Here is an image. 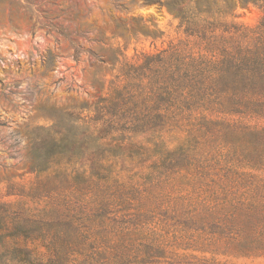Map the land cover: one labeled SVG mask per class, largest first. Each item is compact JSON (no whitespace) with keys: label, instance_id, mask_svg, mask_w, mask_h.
Listing matches in <instances>:
<instances>
[{"label":"rangeland","instance_id":"1","mask_svg":"<svg viewBox=\"0 0 264 264\" xmlns=\"http://www.w3.org/2000/svg\"><path fill=\"white\" fill-rule=\"evenodd\" d=\"M186 1L0 0V264L45 262L46 251L36 239L37 221L50 209L44 190L55 191L66 219L87 236L82 246L91 264H264L262 257L207 249L213 237L197 223L204 205L264 197L252 190L264 182H208L193 165L176 171V156L163 162L157 152L142 150L153 151L158 143L159 152L174 151L185 142L184 133L116 132L114 137L125 138L122 146L134 148L104 154L100 163L106 170L92 171L86 159L73 164L62 157L46 172L32 165V134L66 113L95 117V107L110 97L112 87L123 86L125 65L139 66L144 56L186 41L187 50L209 55L187 38V26L171 11ZM259 5L191 0L186 16L198 28L211 23L216 35L231 36L236 29L259 26ZM113 51L117 62L109 59ZM246 123L264 128V120ZM252 174L264 180V171Z\"/></svg>","mask_w":264,"mask_h":264},{"label":"trees","instance_id":"2","mask_svg":"<svg viewBox=\"0 0 264 264\" xmlns=\"http://www.w3.org/2000/svg\"><path fill=\"white\" fill-rule=\"evenodd\" d=\"M254 1L263 13L259 26L236 29L231 36L216 35L211 23L198 28L190 22L193 19L186 13L191 0L170 6L187 26V38H195L194 46L209 55L187 50L191 42L186 41L144 56L139 66L125 65L123 86L112 87L110 97L95 107V117L66 113L52 127L38 128L39 133L32 134L33 168L46 172L62 157L73 164L86 159L92 171L106 170L100 163L104 154L134 148L122 146L125 138L114 137L116 132H180L186 139L174 151L159 152L158 143L153 144V151L142 150L157 152L163 162L176 156V171L193 165L200 179L208 182H264L252 174L264 171V128L246 123L264 120V0ZM74 58H78L77 49ZM109 59L117 62V53L113 51ZM65 122L70 129H64ZM201 145L203 150L197 152ZM254 189L264 192V184ZM53 192H41L50 209L37 221L36 239L46 251L45 262L38 264H91L82 246L87 236L71 226L61 209L64 204H57L60 198ZM197 223L200 231L213 237L207 249L264 258V197L204 205Z\"/></svg>","mask_w":264,"mask_h":264}]
</instances>
